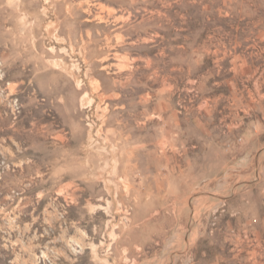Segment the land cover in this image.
I'll list each match as a JSON object with an SVG mask.
<instances>
[{
    "label": "rangeland",
    "instance_id": "374dc122",
    "mask_svg": "<svg viewBox=\"0 0 264 264\" xmlns=\"http://www.w3.org/2000/svg\"><path fill=\"white\" fill-rule=\"evenodd\" d=\"M0 264H264V0H0Z\"/></svg>",
    "mask_w": 264,
    "mask_h": 264
},
{
    "label": "bare ground",
    "instance_id": "6f19581e",
    "mask_svg": "<svg viewBox=\"0 0 264 264\" xmlns=\"http://www.w3.org/2000/svg\"><path fill=\"white\" fill-rule=\"evenodd\" d=\"M10 89H11V91H13L14 90V86L11 85V88Z\"/></svg>",
    "mask_w": 264,
    "mask_h": 264
}]
</instances>
